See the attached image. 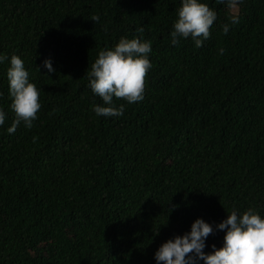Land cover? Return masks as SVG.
I'll list each match as a JSON object with an SVG mask.
<instances>
[{
    "label": "trees",
    "instance_id": "1",
    "mask_svg": "<svg viewBox=\"0 0 264 264\" xmlns=\"http://www.w3.org/2000/svg\"><path fill=\"white\" fill-rule=\"evenodd\" d=\"M204 2L216 19L197 47L170 43L180 0H0V54L22 58L41 104L7 132L0 63V264H157L197 217L210 252L233 209L264 216V0ZM121 37L151 41L143 99L97 116L88 72Z\"/></svg>",
    "mask_w": 264,
    "mask_h": 264
},
{
    "label": "clouds",
    "instance_id": "2",
    "mask_svg": "<svg viewBox=\"0 0 264 264\" xmlns=\"http://www.w3.org/2000/svg\"><path fill=\"white\" fill-rule=\"evenodd\" d=\"M177 18L170 32V43L176 45L179 38L194 41L197 47L209 36V28L216 19L215 11L204 0H180ZM94 16L92 20H98ZM235 18H233L234 20ZM222 30L227 33L228 25ZM143 32V28L137 29ZM151 41L139 37H121L113 47L99 51L91 64L89 86L91 91L102 99L101 104H94L93 111L97 116H120L124 105L116 106L113 97L123 98L131 104L143 99V78L151 68L149 53ZM220 53L223 49L218 50ZM9 60L6 70L10 107L15 113L11 126L6 129L12 133L23 122L31 127L36 119L39 102V89L29 80V73L24 61L13 54L10 59L0 54V63ZM48 73L55 69L50 58L43 61ZM6 113L0 108V125L5 122ZM223 230L222 246L211 245V251L205 252L207 236L214 231L213 225L197 217L190 225V230L182 235H175L161 243L154 252L157 264H264V216L249 207L239 212L233 209L215 225Z\"/></svg>",
    "mask_w": 264,
    "mask_h": 264
},
{
    "label": "rangeland",
    "instance_id": "3",
    "mask_svg": "<svg viewBox=\"0 0 264 264\" xmlns=\"http://www.w3.org/2000/svg\"><path fill=\"white\" fill-rule=\"evenodd\" d=\"M237 6H238V0H235V2L233 4V11L234 12L237 10Z\"/></svg>",
    "mask_w": 264,
    "mask_h": 264
}]
</instances>
